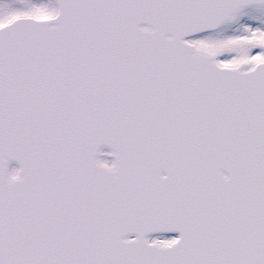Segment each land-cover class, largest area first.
Returning <instances> with one entry per match:
<instances>
[{"label": "snow or ice", "instance_id": "6c2138e0", "mask_svg": "<svg viewBox=\"0 0 264 264\" xmlns=\"http://www.w3.org/2000/svg\"><path fill=\"white\" fill-rule=\"evenodd\" d=\"M0 264H264V0H0Z\"/></svg>", "mask_w": 264, "mask_h": 264}]
</instances>
